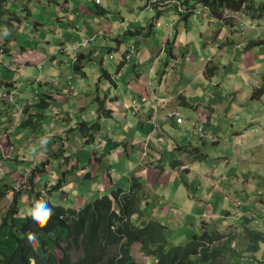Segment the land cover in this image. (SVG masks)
Listing matches in <instances>:
<instances>
[{
  "label": "crops",
  "instance_id": "obj_1",
  "mask_svg": "<svg viewBox=\"0 0 264 264\" xmlns=\"http://www.w3.org/2000/svg\"><path fill=\"white\" fill-rule=\"evenodd\" d=\"M34 1L47 14L33 16L29 7L30 14L26 20L31 21V30L47 29L43 36L31 35L38 39L33 40L34 42L49 44V47L36 46L46 53L44 59L37 60L36 64H31L29 60L19 61L21 58L17 61L20 64L16 70L21 66L32 68L33 65L35 67L41 65L39 75L25 73L23 78H18L25 83V89L20 90L22 88L17 83L19 88L17 106L7 105L0 99L1 170L9 172L8 175L16 173L26 176L34 168V172L31 173L35 184L36 180L43 179L38 173L46 171L45 167L51 164L52 171L56 173L54 177L47 179L44 185L56 183L61 176L63 185L61 189L65 194L62 197L69 199L72 195V205L65 206L73 209L80 208L88 199L100 194H110L115 186L128 188L130 176L132 174L140 176L141 182H144L145 198L148 203L145 212L150 217L153 215L158 219L165 226V230L171 231V239L174 242L187 240L192 234L200 233V221H212L219 226L220 223L224 224L225 220H230L234 214L231 209L235 198L255 201L254 192L264 183V139L259 133L262 131L258 129V127L264 129L263 124L260 125L256 121L255 127L251 124L253 129H258L257 147L240 143L245 136L238 138V134L246 127L244 125L232 133L235 137L231 140L232 144L215 146L214 142L212 143L214 147L202 150L205 153L203 158H194L196 150L193 148H200L199 141L205 142L206 145L212 142L210 138L200 133L198 123L202 124L203 132L208 136L218 133L222 140L223 132L217 123H222L224 127L227 122L230 123L234 113L231 111L230 101L232 91L235 94L234 100L238 96V91L232 88L227 98L221 96L225 94V91H222V84L213 79L215 71L224 66V63L214 56L219 49L218 44L222 36H225L220 34L226 30L233 31V27L230 25L211 27L210 22L215 20L212 16L205 19L203 15L196 14L207 24L208 36H211L212 30H219L216 40L206 38L204 41L209 54L202 53L197 57L193 54L197 52L194 46L187 42V34L179 31L192 15L183 19L177 14L176 9L169 5L156 12V9H145L146 0H100L99 3L95 0L77 2L63 0L61 3L56 0ZM52 10L57 11L55 17ZM164 16L169 22L161 27ZM56 24L57 28L59 25H66L63 30L74 32V38L77 40L75 43L85 44L78 49V51L81 49L79 54L83 53L85 56L81 63L87 62L83 72L73 70L76 51L68 53L62 51L59 56L52 53L53 48L63 47L69 42L64 38L65 35L53 30ZM126 35H136L139 41L129 42V45L135 44L136 49L131 54V59L113 76L110 73L109 61L106 60L114 59L112 53L115 50H119L120 58L122 57V53L129 47L123 46ZM5 55L7 54H0V60L4 61ZM42 62L49 63L51 67L43 69ZM132 62L133 65L130 67ZM2 64L9 68L5 61ZM101 64L113 81L112 83L109 80L108 86L113 94L108 90V93L103 95L105 108L111 109L108 117L98 111L96 103L97 99H101V95L94 98L92 94L94 89L99 93L98 90L103 87ZM211 64L216 68L209 74L206 68ZM88 68L94 70L96 82L86 83ZM230 74L234 78L237 77L233 70L228 75ZM5 75L2 82L15 79L13 74L5 72ZM34 82L38 88L36 86L33 90L31 85ZM203 87L207 89L211 87V93L207 98L202 92ZM3 89V86H0V92ZM40 95L51 97L44 111L45 116L51 117V123L49 128L42 130L39 135L32 133L34 137L32 138L29 136L31 127L25 129L19 127L24 117L23 112L19 110L30 105L29 110L32 114H42L43 119L44 113L32 103ZM200 97L205 101H201ZM249 115L251 113L247 112L236 122L245 120L246 124V117ZM176 117H181V121L177 122ZM79 119H89L100 124V129L94 132L93 143L84 141V135L76 127V121ZM252 119L254 122L253 117ZM240 125L243 126V123L240 122ZM248 125L250 127V124ZM130 127H133L132 131ZM6 133L12 137V149L8 153L1 151L4 146L1 144V137H6ZM67 139H73L72 149L67 147L71 150H75L79 145L87 147L93 144L94 149L91 154L89 150L88 157L92 155L97 160L90 164L89 157L88 164L82 165L78 161L80 156L75 159V152L74 158L66 154L70 153L66 148H62V152H65L63 154L55 152L58 142ZM222 146L225 147L220 148ZM106 155L114 157L115 164H111ZM246 157L252 162L251 165H248ZM173 159L180 160L176 167L170 165ZM143 161L145 163L142 165ZM65 169H68V172H65ZM148 183L151 184L150 187L145 185ZM244 186L247 191L245 189L241 194L240 190ZM194 190L199 193L197 198L193 196L196 194ZM173 192L184 196L182 203L172 204ZM153 195L166 200L164 207L167 212L180 208L178 214L172 216L173 213L154 212L155 207H150V198ZM211 195L213 200L210 199ZM231 195L234 197L230 198ZM51 200L53 201L52 198ZM259 201L261 203L259 210L264 212V195ZM157 207H163V204L159 203ZM240 209L245 210L244 205H240ZM180 229L186 231L180 234ZM130 252L139 263H146L149 258H153L140 251L139 243L132 244ZM71 254L79 257L81 250L72 249Z\"/></svg>",
  "mask_w": 264,
  "mask_h": 264
},
{
  "label": "trees",
  "instance_id": "obj_2",
  "mask_svg": "<svg viewBox=\"0 0 264 264\" xmlns=\"http://www.w3.org/2000/svg\"><path fill=\"white\" fill-rule=\"evenodd\" d=\"M8 1L0 0V30L2 26L14 24L21 18L16 12L9 9ZM183 4L190 9L183 13L177 11V14H180L183 19L196 14V8L199 5L208 7L210 15L218 19L224 18V10H240L254 19L264 15V0L259 2L254 0H183ZM169 7L174 8L173 6ZM26 11L27 16H29L30 10L26 9ZM224 24L231 26L232 18H226ZM4 40H6L5 36L0 37V42ZM255 44L256 41L250 40L245 49L247 50ZM73 50L76 51V49ZM126 53L127 49L122 53V57L117 63L116 72L131 59V56L129 59L125 58ZM82 58H85L83 53H76L73 64L75 72H83ZM102 66L101 64V75L113 83L111 75ZM215 68V65H211L206 68V72L211 74ZM254 82L255 80L252 82L250 98H259L264 94V78L261 87L254 86ZM3 84L4 89L2 91L5 92L18 88L17 82L14 80L4 81ZM233 93L232 91V95H234ZM18 95L19 92L17 93V101ZM50 98L48 95H40L32 103L36 107L44 106L46 108ZM97 102L99 104L98 111L103 110V115L110 116L111 109L105 108L103 100L97 99ZM29 107L30 105H27L21 111L24 117L21 125H19L20 128L31 127L30 121L36 119V113L32 114ZM37 115H40V119L43 116L42 114ZM242 117V113L236 111L231 118L238 120ZM246 122L250 124L248 119ZM78 128L84 135V141L88 143L93 141L92 134L94 135V132L100 129V124L82 120L78 122ZM90 130L93 132L90 133ZM260 134L264 138V129ZM3 137H1V144L4 146L1 151L8 153L12 149L11 135L6 141L3 140ZM193 149L196 150L195 159H201L205 156L200 148L195 147ZM179 163L180 160L178 159L170 161L172 167H176ZM34 170L32 168L31 172ZM31 172L28 175V184L32 187L27 196L29 206L34 210L37 203H46L52 214L47 225L42 227L31 214H25V216L19 210L21 204L17 194L13 192L12 200L6 202L4 199L6 197L5 191L0 190V201L4 200L3 204L0 205V231L6 230V233L11 235L13 242L9 250L0 249V264H146L148 261L139 263L131 256V246L134 243L140 244V251L144 255L155 259L154 264H230L229 258L224 255L223 251H231V249L221 241L224 233L220 232L214 222L209 223L208 226H202V223L206 221H200L201 232L192 234L190 239L188 238L189 240L183 244L175 243L171 239V231L165 230V226L158 220L148 218L142 221L140 225L134 224L131 216L135 214L142 216L144 213L138 204L146 193L140 176L134 174L130 176V184L127 190L122 187L117 190L113 189L110 194H100L93 202L73 209L47 200L40 193L42 192L40 189L34 190V177ZM136 184L137 186H135ZM61 186H63L62 179L52 184L51 188L54 190L61 188ZM63 231L65 236L62 235ZM245 235L249 241L246 251L250 254L257 252L259 244L264 243V231L246 227ZM30 236L34 239L30 240ZM49 237H52L54 244L52 246L61 250L59 255L50 249ZM232 239L233 236L229 235V240ZM72 249L81 250V255L74 259L71 254ZM232 263L238 264L234 260Z\"/></svg>",
  "mask_w": 264,
  "mask_h": 264
},
{
  "label": "rangeland",
  "instance_id": "obj_3",
  "mask_svg": "<svg viewBox=\"0 0 264 264\" xmlns=\"http://www.w3.org/2000/svg\"><path fill=\"white\" fill-rule=\"evenodd\" d=\"M63 0H56V2L61 3ZM255 2H259L261 0H254ZM26 2V3H25ZM68 2H77V0H68ZM146 3V2H145ZM7 6L9 7V9H11L13 12H16V14H18L21 18L20 20H17L14 22V24H10V25H5L2 26L1 30H0V37L5 36L6 40L0 42V47H4V48H0V54L5 55L4 61H5V65L9 68L4 67V65L2 64L4 61L0 60V86H3L4 88V84L3 82L6 81L4 80L3 82L1 81L2 79L5 78V72L7 74H13L15 76V81H17L18 85L21 86L22 89L20 90H24L25 89V83H23L22 81H20V79L18 78H23V75L25 73H29L32 76H37L39 75V71L41 68V65H39V67H35V65H33L32 68H28V67H24L21 66L19 69L16 70V68H18V63L17 61H23V60H29L31 64H36L37 60L40 59H44L45 56V51L36 47L37 45L39 47H49V44H42L39 42H34L33 40H38L37 38H33V36L31 34H35V36H38L40 34V36H43L45 34V32L47 31L46 28H39L37 30H31L32 29V25H31V21L29 20L27 22L26 19L29 18V16H27V11L26 9H29L28 7H31V11L33 12V16H45L47 14L46 11L41 10V7L38 4H35L34 0H9L7 2ZM201 6V5H199ZM204 6V5H202ZM163 7L166 6H162L157 8V10H162ZM201 14L199 15H203L205 19H207L210 15L209 13V9L207 7V9L201 8ZM53 12V17H55L57 11L56 10H52ZM55 14V15H54ZM167 15V14H166ZM154 16V15H153ZM213 17V16H212ZM215 20H212V22H210V26L211 27H217V25H226L224 24V21L226 18H232V25L230 27H233L234 30H223L225 31L224 33H221L220 35L224 34L225 36H222V40L220 41V43L218 44L219 49L216 51V53L214 54L216 59H219L220 62L224 63L223 68H220L218 70H214L215 73L213 75V79L216 80V82H221L222 84V91H225L224 95L221 96H225L227 98V94L230 93L232 88H235L238 91V96L235 98V94L231 97V111L236 112V111H240V113H242V116H244L247 112H250L252 117L254 118V122H252V117L247 116L246 118L249 120L250 123V127L249 125L246 123L244 124V121H240L243 123V126L240 125V122H236V120L230 118V123L228 124V122L224 125L222 123H217V125L220 127V129L222 130L223 134H222V140H220V136L218 135V133H214L213 135L208 136L206 133H204L203 128H202V124L199 122V127H200V133L202 130V134L203 136H207L208 138H210L213 142H215V146L217 145H230L233 142L231 141L233 138L232 133H234L236 130H240V127H244V125L246 126L239 134H238V138L240 137H244V139L240 140V143L246 145V146H256L258 145V142L256 140V132L258 131V129H260V131H262L261 127H258V129H253L251 127V124L254 125L255 121L259 122V124H263L264 126V94L262 96H260L259 98H250V93L252 91V82L253 80H255L254 82V86H262V82H263V78H264V15L260 18H250L248 17L246 14H244L242 11L240 10H224V18L218 19L216 17H213ZM201 19L199 18L198 15L194 14L192 16H190L186 22V25L182 26V28L179 31H183L184 34H187V42L194 46V50L197 51L196 53H193L194 51H192L193 54H196L197 57H199L200 55H202V53L204 54H209L206 49H205V43L204 41L206 40V38L212 39V41L216 40L217 35L219 34V30H212L211 32V36H208V32H209V28L206 29L207 24H205V22L202 23L201 25ZM168 19L166 16H164L162 23H161V27H164L167 24ZM166 23V24H165ZM171 26V25H170ZM66 25H59V27L57 28V24L54 25L53 30H56L57 32H59L60 35H65L66 37V41L69 40V42H66L67 45H64L63 47H57V48H53L52 53L54 55L59 56L62 51H66L68 52H72L74 51L73 49H76V53H79L81 51V49L78 51V49L81 46H85L84 43L79 42V43H75L77 40L74 38V32L72 30H63V28L65 29ZM202 33V35H201ZM69 36H71V39H69ZM90 37V35L88 36V38ZM10 38V39H8ZM47 40V38H46ZM62 40V38H61ZM89 40V39H87ZM125 43H123V46H128L131 40H137L139 41V37H137L136 35L133 36H129L126 35L124 37ZM250 40H254L256 41V44L253 45L252 47H250L249 49H245V47L247 46V44L249 43ZM52 43V42H51ZM2 44V45H1ZM197 44V45H196ZM217 44V42H216ZM23 46V47H22ZM73 46V47H72ZM124 47V48H125ZM23 48V49H22ZM5 49H7L5 51ZM208 49L210 50V44ZM158 52V50L156 51ZM154 52V53H156ZM66 53V54H67ZM112 55H114V59H109L106 61H109L110 64V73L113 74V76L115 75L116 72V67H117V61L120 59V51L119 50H115ZM15 59H14V58ZM9 58H11L9 60ZM46 58H48V55H46ZM100 58V56L98 57ZM171 59V57H169ZM86 61L82 62V67L84 68V66L86 65ZM209 63H214V62H209ZM133 65V62L130 64V67ZM212 65V64H211ZM51 67L50 64L47 62H42V67L43 69ZM226 66H228L227 68H225ZM12 67V68H11ZM231 70H233V73L237 75L236 78H234L231 74L230 76L228 75ZM5 71V72H4ZM87 72V78L85 79L86 83H90V82H96L97 77L94 76V70L92 68H88L86 70ZM37 75H34L36 74ZM187 77V76H185ZM20 81V82H19ZM245 81L246 83L243 84L242 82ZM103 85L102 89H100V91L98 90L99 93H97L95 91V89L93 90L92 94H94V98L98 95H101V99L103 98V95L106 93H108V86L110 85L109 79H107L106 77H103V81L101 83ZM37 86V83L34 82L31 85V88L34 90ZM100 86V84H99ZM258 87V88H259ZM38 88V86H37ZM204 90L202 91L205 95L206 98L210 95L211 93V87L209 89H207L206 87H203ZM19 89V88H18ZM111 92V94H113L112 90H109ZM205 98V96L203 97ZM202 97H200L201 101H205L202 100ZM225 98V99H226ZM105 99V96L103 98V101ZM97 107H98V103ZM223 105V104H221ZM202 107V106H201ZM199 107V108H201ZM38 109H40L45 116V107L44 106H40L37 107ZM234 109V110H233ZM177 113V112H175ZM100 114H103V110H100ZM231 116V115H230ZM36 119H32L30 121L31 123V128L29 129V136L33 137V134H40L42 132V130H47L49 128V124L51 123V117H47L45 116L43 119L40 120V115L35 114ZM232 117V116H231ZM84 120V119H82ZM82 120H77V128H78V122L82 121ZM200 121L202 120L201 118L199 119ZM84 121H88L90 123L91 122L89 119H85ZM255 127V125H254ZM25 128H29V126L25 127ZM23 128V129H25ZM217 128V127H216ZM79 129V128H78ZM133 127H130V131H132ZM28 130V129H27ZM38 132V133H36ZM93 131L90 130V133H92ZM260 133V132H259ZM251 135V136H250ZM93 136V134H92ZM255 137V139L253 140V138ZM262 139L263 136L261 137ZM3 140H8V136L6 133V137H3ZM12 140V137H11ZM250 140V141H248ZM73 143V139L69 140H64L63 142L59 141L58 142V148L55 152H58L60 154H63L65 152H62V148H66L70 147ZM90 143H93V141H90ZM214 144H212L211 142H208L207 145L206 143L203 141H199L198 142V146L200 147L201 150H205V149H210L212 147H214ZM257 144V145H256ZM125 145V143H123V146ZM36 146V145H34ZM76 147V146H75ZM225 146H222L220 148H223ZM229 147V146H228ZM34 148V147H33ZM36 148V147H35ZM242 148H245V146H242ZM72 149V148H71ZM68 149L70 151V153H66L69 154L70 156H72L74 158L73 153L75 154V159H77L78 156H80V159L78 160L79 163H81L82 165L84 164H88V160L90 157V164H93L95 160V157L92 155H89L88 157V152L90 150V154L91 151L94 149V145L90 144V146L87 147H82V146H77L75 148V150H71ZM106 158L110 161L111 164H115L114 162V157L108 156L106 155ZM247 158V157H246ZM248 159V158H247ZM263 161H264V156H263ZM145 163V161H143L141 164L143 165ZM252 162L248 159V165H251ZM46 171H40L38 173V175H42L43 179L40 178L38 180L35 181V184L33 185V189L34 190H38L40 189L42 192V195L44 196V198H46L47 200L53 202H57V204H61L63 206L65 205H72V195H70L69 199H65L62 196L65 195L62 193L61 188H56L54 190H52L51 185H44L46 183V180L49 178H52L55 176L56 171H52V167L51 164H48L46 167ZM90 169V168H89ZM65 172H68V169H65ZM64 172V173H65ZM9 172H4V170L0 169V190H4L5 191V195L6 197L4 198L6 200V202H9L12 200V193L14 192L15 194H17L18 199L20 200V211H22V213L25 215L31 214V212L33 211L32 208L29 206V201H28V191L32 188L30 187V185L28 184L29 182V178H28V174L27 173L26 176H22V175H17L16 173L8 175ZM10 177V178H9ZM12 177V178H11ZM60 179L62 178L61 176L59 177ZM37 183V184H36ZM39 183V184H38ZM144 185V182H142ZM245 184V183H244ZM148 187L151 186L150 183L145 184ZM243 185V184H242ZM137 186V184L135 185ZM38 189H37V188ZM123 188V187H122ZM114 190L118 189V186H115L113 188ZM125 190H127V188H123ZM144 189V187H143ZM245 186L242 190H240V193L242 194L245 190ZM146 191V190H145ZM247 191V189H246ZM66 192H69L68 190H66ZM195 192V190L193 191ZM196 194H194V198L198 197L197 192H195ZM264 183H262L261 187L259 189H256L254 194L255 196V201H250L247 200V198L242 199V198H235V200L233 201L234 206L231 209V212L234 214L232 216V218L230 220H225V223L222 224L220 223L219 226H217L220 230V232L224 233V237L221 239V241H223L225 243V245H227L230 250H224L223 253L226 257L229 258L230 264L232 263V260H234L236 263L241 264H264V243H260L259 244V249L257 252L255 253H248L246 251L247 245L249 243V241H247V237L245 235L246 232V227H251V228H256L259 230H263L264 231V212L259 210V206H260V201L259 199L261 198V196H263L264 194ZM4 195V196H5ZM50 197H49V196ZM146 195V193H145ZM145 195L141 198V200H139L138 204L139 207L141 209H143L144 213L142 216L135 214L132 215L131 218H133V223L136 225H140L142 223V221L148 219V218H153L154 220H158L155 219V217L152 215L151 217L145 212V207L147 206V202L145 198ZM68 196V195H66ZM84 197V193L83 196ZM97 197V196H96ZM96 197H93L91 199H88L87 203H91L93 202V200L96 199ZM183 195H178L177 193L173 192L172 194V204L174 205H178L180 203L183 202ZM227 197V196H226ZM234 197L233 195H231L230 198ZM51 198L53 199V201L51 200ZM210 199L213 200L212 195L210 196ZM4 202V200L0 201V205H2ZM165 202L166 200L164 198H159L158 195H153L150 198V207L153 208L155 207V211L154 212H159L160 214H167V213H173L172 216H174L175 214H178V212L180 211V208H177L176 210H172L170 209L169 212L165 211ZM54 203V202H53ZM159 203L163 204L164 207V211H163V207H157V205ZM240 205H244V209H240ZM157 207V208H156ZM25 215V216H26ZM168 221V219H167ZM209 223H212V221H206L204 223H202V226H208ZM189 228V226L186 228V230ZM201 228V227H200ZM186 230H179V233L182 234L183 232H185ZM196 232V231H195ZM62 235L65 236V232H62ZM229 235L233 236V239L230 241L229 240ZM0 236H1V240H0V249H7L9 250L11 247V244L13 243L11 241V235H8L6 233V230H4V232L0 231ZM191 237V236H190ZM189 237V239H190ZM189 239L185 240V239H181V242H177L175 241V243H185L186 241H188ZM49 243H50V249L52 250V252H54L56 255H59L61 250L57 247H54L52 245V237L48 238ZM226 241V242H225ZM229 242V243H228ZM232 249H234L232 251ZM236 253V254H235ZM131 254V252H130ZM132 256V254H131ZM72 257L75 259L77 258L76 256ZM155 263V259H150L148 260V262L146 264H154Z\"/></svg>",
  "mask_w": 264,
  "mask_h": 264
},
{
  "label": "built area",
  "instance_id": "obj_4",
  "mask_svg": "<svg viewBox=\"0 0 264 264\" xmlns=\"http://www.w3.org/2000/svg\"><path fill=\"white\" fill-rule=\"evenodd\" d=\"M96 3H99L100 0H95ZM173 6L176 11L178 12H187L189 11L190 9L185 6L183 4V0H146V3L144 5L145 9H148V10H155L159 7H162V6ZM201 8H204V9H207L206 6H198L196 8V14H201ZM135 51V45L134 44H131L129 45L128 49H127V53L125 54V58L126 59H129L131 54ZM17 89L16 88H13L11 89L10 91L8 92H5V91H1L0 92V99L2 101H4L7 105H16L17 106ZM20 112L22 111V109L19 110ZM175 115H177V113H174ZM177 122H180L181 121V118L180 117H177L176 118ZM200 130V128H199ZM202 132V130H201Z\"/></svg>",
  "mask_w": 264,
  "mask_h": 264
},
{
  "label": "clouds",
  "instance_id": "obj_5",
  "mask_svg": "<svg viewBox=\"0 0 264 264\" xmlns=\"http://www.w3.org/2000/svg\"><path fill=\"white\" fill-rule=\"evenodd\" d=\"M198 7V6H197ZM51 209L48 208L46 203H37L35 209L31 212V215L36 220L40 226H46L48 220L51 216ZM30 240L34 239L32 236L29 237Z\"/></svg>",
  "mask_w": 264,
  "mask_h": 264
}]
</instances>
